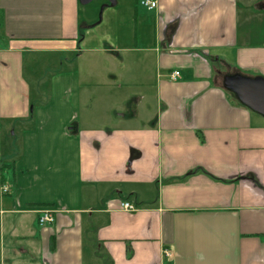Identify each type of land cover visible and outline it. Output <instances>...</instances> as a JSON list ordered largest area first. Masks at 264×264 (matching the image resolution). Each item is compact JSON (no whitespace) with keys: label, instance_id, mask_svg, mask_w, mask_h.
Wrapping results in <instances>:
<instances>
[{"label":"crops","instance_id":"0c3cea01","mask_svg":"<svg viewBox=\"0 0 264 264\" xmlns=\"http://www.w3.org/2000/svg\"><path fill=\"white\" fill-rule=\"evenodd\" d=\"M156 1L117 49L116 0H0V264H264V115L226 87L264 81V0Z\"/></svg>","mask_w":264,"mask_h":264},{"label":"rangeland","instance_id":"374dc122","mask_svg":"<svg viewBox=\"0 0 264 264\" xmlns=\"http://www.w3.org/2000/svg\"><path fill=\"white\" fill-rule=\"evenodd\" d=\"M117 8L116 10L113 9H103L102 13V20L101 23L93 27L91 31L94 33H98L99 36L108 42V44L112 45V48L117 47V49L124 48L123 46H126L127 39H132L133 37H136V35L139 33V30H136V28H139V24L134 21V8L132 10H129L128 8H131L132 0H116ZM135 1V7L138 9V18L143 17L145 9L142 7H139L137 4V0ZM109 3L108 0H93L90 2V4L81 6L80 7V20L81 22L87 21L89 24L96 21L98 18V14L100 9L103 5ZM90 12V15L88 14ZM87 13V16L85 15ZM113 18L115 22H111V19ZM137 25V26H136ZM146 25V34L144 35L143 32H141V37L149 38L152 33V28ZM257 31H263V28H257L254 27ZM67 68V66H63V69ZM151 68V67H150ZM44 70V69H43ZM230 90V89H229ZM232 96L237 101V103H241V100L236 96L235 93H232Z\"/></svg>","mask_w":264,"mask_h":264},{"label":"water","instance_id":"95a60500","mask_svg":"<svg viewBox=\"0 0 264 264\" xmlns=\"http://www.w3.org/2000/svg\"><path fill=\"white\" fill-rule=\"evenodd\" d=\"M79 1L85 4L91 0ZM108 1L113 2V0ZM226 87L234 92L245 106L264 115V81L262 79L234 78L226 82Z\"/></svg>","mask_w":264,"mask_h":264},{"label":"built area","instance_id":"2783aa9c","mask_svg":"<svg viewBox=\"0 0 264 264\" xmlns=\"http://www.w3.org/2000/svg\"><path fill=\"white\" fill-rule=\"evenodd\" d=\"M137 4L139 7H142L148 11H152L157 8L156 0H137ZM178 76H179V72L174 71L170 74V80L175 81ZM1 193L8 194L9 193L8 186H2ZM120 207L123 211L129 212V213H133L137 211V209L134 206L130 205L129 203H121ZM53 222H54V213L52 210L46 208V209H42L39 212L38 225L40 227L51 225ZM164 255L165 257L169 258L171 256V253L168 250H165Z\"/></svg>","mask_w":264,"mask_h":264}]
</instances>
